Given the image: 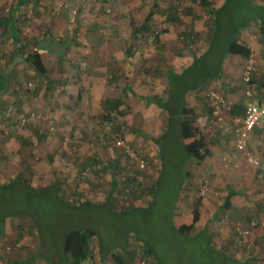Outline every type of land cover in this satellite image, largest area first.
<instances>
[{
  "label": "rangeland",
  "instance_id": "374dc122",
  "mask_svg": "<svg viewBox=\"0 0 264 264\" xmlns=\"http://www.w3.org/2000/svg\"><path fill=\"white\" fill-rule=\"evenodd\" d=\"M199 1L26 0L20 5L18 0H0V74L5 76L0 90V184L10 185L0 194V212L29 214L5 220L0 264H26L39 251V238L46 244V253L53 256L60 251L68 230L83 228L94 230L98 237L90 242L92 257L85 264H222V256L205 252L200 239L179 244L168 223L174 201L175 227L189 225L198 205L199 222L186 236L194 238L206 227L211 243L226 256L264 264V246L251 238V233L264 229L259 223L264 222V191L251 179L252 187L230 199V205L242 209L241 218H236L238 209L223 208L230 179L242 166L256 169L232 151L234 124L229 118L215 125L208 100L209 93L219 94L232 104L231 116L240 115L235 107L242 108L243 103H233L220 93L223 83H241L250 59L255 65L252 77L259 65L264 69V62L247 53V44L236 42L231 49L227 47L220 69L221 85L206 83L186 95L192 111L186 118L214 162L207 159L206 165L185 160L172 134L156 143L168 119L161 107L147 100L163 97L175 73L200 68L211 41L220 40L215 33L232 29L231 23H239L243 16L239 9L243 0H208L210 8L217 11L221 28L214 31V18ZM247 3L252 10L258 4L263 6L264 0ZM7 18L19 30L17 45L4 33ZM59 45L62 57L42 51L46 77L22 59L35 48L56 51ZM219 45L213 47L212 55L219 52ZM97 72L103 74L99 83L93 76ZM100 83L106 87L97 95ZM104 97L109 102L101 107ZM11 112L14 118L36 116L15 129L7 124L15 120L9 117ZM117 140L124 141L144 161L143 168L115 146ZM85 169L89 174L82 177ZM21 178L44 190L30 192L17 182ZM112 180L114 201L110 207L105 201ZM204 180L209 194L202 198L197 190ZM54 182L60 187L57 198L54 187L48 189ZM157 183L158 198L152 205L150 192ZM168 186L178 191L175 200ZM9 198L13 201L7 206L5 199ZM81 200L93 206L82 205ZM148 205V212L132 211ZM211 214H215L212 220ZM36 223L38 229L34 230ZM244 229H249L251 241L248 237L239 245L238 233ZM99 242L103 252L109 250L121 261L108 258L101 262ZM126 246L128 254H123ZM34 264L45 263L36 260Z\"/></svg>",
  "mask_w": 264,
  "mask_h": 264
},
{
  "label": "trees",
  "instance_id": "16d2710c",
  "mask_svg": "<svg viewBox=\"0 0 264 264\" xmlns=\"http://www.w3.org/2000/svg\"><path fill=\"white\" fill-rule=\"evenodd\" d=\"M26 0H20L19 4L22 5ZM248 1V0H247ZM246 0H243V3H240L239 9L242 11V17L239 18L240 22H233L231 23L232 29L226 28L223 32L220 31L218 34L215 33V37L217 35L220 36V40H212L211 43L208 46L207 56L204 59V64L202 62V66L200 68H197L196 71H191V67L188 68V70L183 71V73L176 74L175 77L168 81V86L165 90V94L163 97H152L147 100L148 103H151L153 105L159 106L164 110L165 114L168 118L167 128L160 135V139L156 140V143L159 144V141L161 139H164L168 134H172V137L177 138V145H178V153L182 154L183 158L186 160L191 159H197L200 160L203 158L204 154L208 152L207 149L204 148V144L202 142V139L198 138L197 130L193 127V123L187 120V116L192 114V111L187 109L186 103H185V97L188 92H195L196 90L200 89L206 78L211 80H217L220 78V69L222 66V63L224 61V57L229 52L228 46H232L235 44V38L237 34L242 31L245 28L246 22L249 20L257 19L259 22V33L261 36H264V6L257 5L253 7L252 10L249 9L250 3H247ZM200 5L202 9L207 10L214 18L215 21V28L214 31H217L218 29L221 30L220 24L218 23V20L216 18V12L212 8H210V3L208 0H200ZM251 6V5H250ZM247 9H249L247 12H245ZM150 16V15H149ZM148 16V19H149ZM239 16V15H238ZM5 26L4 28L8 32V34H13L15 32L16 42L19 41V34L16 31V26L12 20L7 18L5 20ZM2 22H0V25ZM233 25H236L235 27ZM214 37V38H215ZM219 45V52L212 55L210 52L213 51V47H216V44ZM63 45V44H62ZM61 45L56 49V51H51V53L57 54L58 56L62 57L64 55V51L61 49ZM221 49V50H220ZM22 59L24 62H26L38 75L42 77H46L48 74L47 68L45 67L42 57H41V51L38 48L33 49L28 54L22 56ZM195 65L193 62L192 67ZM204 74V75H203ZM1 79V77H0ZM176 79V82H174ZM252 83V80H251ZM5 85V79L0 80V90L3 89ZM173 89V90H172ZM116 107V105H115ZM187 140H190L189 143H186ZM202 149L204 151H202ZM100 162H96L97 165H100ZM113 162H111L112 164ZM117 163V162H116ZM109 169H112L110 166ZM180 173V172H179ZM181 174V173H180ZM19 184L24 185L25 188H27L30 192H41L44 190V188H36L30 185L25 179H18ZM207 181V180H206ZM10 185H1L0 184V194H2V189L4 187H8ZM49 186V187H48ZM48 189L54 187V194L57 198V194H59L60 187L57 185V183H52L48 185ZM158 186L159 183L156 184V186L151 189V204H155V200L158 198ZM46 187V188H47ZM115 187V181L112 180L110 195L108 196L107 200L105 201V204L107 206L110 205V207L113 204V197H112V191ZM180 190V189H179ZM172 192L173 199H176V196L178 194V191L176 188H173L171 190L168 186V193ZM234 192H230L229 197L234 196ZM171 196L169 198V205L171 204ZM23 197V196H22ZM229 197L224 201L223 208L228 209L230 207V201ZM24 198V197H23ZM173 200V201H174ZM12 198L5 199L6 205L8 206L12 202ZM82 205L86 206H93L92 202L88 200H81ZM150 204V205H151ZM174 203L171 205L170 213L169 215V226L177 235V238L179 239V244L186 243V244H193L197 240H202V247L205 252H208V254L211 253H218L222 256V264L226 261L229 264H248L247 261H241L236 258L226 256L222 250L217 249L210 241V238L208 235H206L207 228L205 227L196 237L191 238L186 236L187 233H189L194 226L199 222L200 219V211L198 210V205L193 210V218L192 222L189 225H181L178 227H175L172 221L173 217V211H174ZM168 205V206H169ZM149 205L145 208H136L134 207L132 209L133 212H137L140 210L141 213L150 211ZM120 213H124V211H120ZM29 214L26 211H20L15 213H8L0 212V238L3 236L4 233V224L5 220L9 217L13 216H25ZM35 230L38 229V224L32 226ZM97 237V234L94 230L89 228H83V229H73L68 230L64 236L62 237V247L60 248V251L55 252V254L49 255L46 253L48 250L46 248V244L39 238L40 241V249L38 252H36L33 256H31L27 261L26 264H34L36 260L43 261L45 264H85L87 263L91 255V249H90V242L91 240ZM100 243V242H99ZM237 243V241H236ZM240 245V244H239ZM127 247V246H126ZM124 247L123 249H125ZM128 247L123 251V254H128ZM152 254V253H150ZM99 258L100 261L103 262L107 260L108 258L115 259L117 261H121V257H117V255H110L109 250H104L101 246H99Z\"/></svg>",
  "mask_w": 264,
  "mask_h": 264
},
{
  "label": "crops",
  "instance_id": "0c3cea01",
  "mask_svg": "<svg viewBox=\"0 0 264 264\" xmlns=\"http://www.w3.org/2000/svg\"><path fill=\"white\" fill-rule=\"evenodd\" d=\"M19 1L20 0H18V3H19ZM258 5L262 6V4H258ZM16 29H17V27H16ZM16 31L19 34V30L17 29ZM13 34L15 35V32ZM13 34H9L11 36V41H12V43L14 45H17L19 43V41H18V43L16 42L15 37L13 36ZM19 38H20V34H19ZM235 40H236L235 43L236 42H241V43L247 44L249 46V49H247V53H250L251 55H253V57L258 62H262V61L264 62V36H261L260 33H259V22H258L257 19H253V20L251 19V20L247 21L246 25H245V28L237 34ZM43 48H38L41 51V57L44 54V52H42L43 50L51 53L50 49H48V48L47 49H45V48L43 49ZM226 56L224 57V60L226 59ZM19 57H20V55H19ZM263 70L260 69V65H259L257 73H256V75H254V77H252V83L250 84V87L252 88V93H253L254 98L255 99H259V100L264 99V71ZM99 72L93 74L94 78L98 79V83L100 82L101 76L103 75V74L100 75L101 72L100 73ZM262 73H263V75H262ZM0 77L2 78V77H5V76L0 74ZM221 79H222L221 76L217 80H211V79H207L206 78L204 84L212 83L214 85L215 82H218L221 85V83H222ZM227 84L223 83V88L222 89L220 88L221 89L220 93L225 94L226 95L225 97H227V96H228V98L230 97L233 100V103L234 102L235 103H239V104L243 103V107L242 108H240L241 106L240 107H238V106L235 107V110L236 111H240V115H242L244 107H245V104L247 102V99L244 97V87L245 86H244V84L242 82L241 83L236 82V83L230 84V85H227ZM104 87H106L104 85V83H100V87H96V94L99 95L101 91H105ZM100 89H101V91H100ZM241 89H243V90H241ZM102 93H104V92H101V94ZM188 93H190V92H188ZM96 99H98V97H96ZM102 100H103V105L101 107H104V105H106L109 102L108 101V97H104ZM185 103H186L187 109L191 110L190 107L187 104L186 97H185ZM34 107H36V106H34ZM36 109H39V108L36 107ZM167 123H168V121H167ZM7 124L8 125H14L15 123L14 122H11V123L7 122ZM47 128H48V126H47ZM47 128L44 130V132L48 131ZM222 134H223V132H222ZM225 135H226V132H225ZM207 142H209V141L207 140ZM228 143L230 144V142H228ZM209 146L210 145H208L206 147H209ZM228 147H229V145H228ZM207 150H208V148H207ZM231 150H232V148H231ZM232 151L236 155H240V158L242 159V161H244L245 164H246V161L250 162L248 157L245 154L235 151L234 148H233ZM248 153H249L250 157L253 159V162H258L259 165L257 166V165L254 164V169H256V171L248 170L247 169V165L244 166V167L242 166L241 168L243 170L241 169V171H238L237 175H235L234 179H230V183L227 185V187L225 189L226 190V195H227V197H229L230 192H234L235 195L232 196V197L230 196L229 197V201H230V199L232 200L233 198H237V197L241 196L240 191H242L243 189L248 188V186L252 187L253 180H255L254 182H255V184L257 186V189L261 190V191L262 190L264 191V178H263V176H264V168H263V166H261L262 164H264V118L253 129V131L249 135ZM209 156H210V153H206V154H204L203 158L198 160L197 162L198 163L203 162V163H205L207 165L208 164L207 159H210V158H208ZM245 159H246V161H245ZM191 160H193L192 163H194L197 159H191ZM211 162H214V159L213 160L210 159V163ZM209 166H213V165L210 164ZM256 174H258V175L256 176ZM254 175H255L256 179H255ZM251 179H253V180L251 181ZM200 185H201V183L199 184L198 189H199ZM187 187L189 188V186H187ZM187 187H185V188H187ZM230 202L233 203V201H230ZM203 204L205 205L206 203H203ZM256 206L258 207L257 210H259V208L261 207L260 204H257ZM230 208L231 209H238V208H235L233 205H230ZM238 210H239V213H237L238 215H237L236 218H241L242 217V209H238ZM214 215L215 214H211L209 216L211 218L210 220L213 219ZM260 222L263 223L262 221H259V223ZM259 223H258V226H259ZM251 225H252L251 228L253 229V226H255V224L251 223ZM262 227H264V226H262ZM227 230H226V232H230V231H227ZM248 237L246 239H248ZM251 238H253V239L256 238L258 244L260 243V244H262L264 246V229H263V232L259 231V232L251 233ZM251 238L248 241H251ZM246 239L243 242H245ZM259 256H261V255H259Z\"/></svg>",
  "mask_w": 264,
  "mask_h": 264
},
{
  "label": "built area",
  "instance_id": "2783aa9c",
  "mask_svg": "<svg viewBox=\"0 0 264 264\" xmlns=\"http://www.w3.org/2000/svg\"><path fill=\"white\" fill-rule=\"evenodd\" d=\"M255 71V65L253 60H249L243 70L242 74V83L244 84V96L247 99L242 115H233L232 113V104L221 95L211 92L208 94V100L210 101V107L212 108L213 118L215 125L218 123H224L225 120L229 119L234 124V133L232 136L231 144L235 151L245 154L249 161L255 165H259L258 162H253V159L248 153V140L249 135L253 129L261 122L264 118V99H255L250 87L252 75ZM13 112L10 113L9 117L15 119V129L23 127L28 123L29 120H33L36 115H30L28 118L24 117H13ZM231 116V117H230ZM49 124H52L49 122ZM115 146L121 150L122 153L128 155L133 160L137 161V164L140 168H143L145 163L143 160H140L133 151L130 150L129 146L122 140H117ZM261 166H264L263 164ZM89 174L88 169L82 170V177ZM198 194L200 197H208L209 187L208 182L204 180L199 189ZM264 226V222L262 223ZM250 235L249 229H244L238 234L237 244H242L243 241Z\"/></svg>",
  "mask_w": 264,
  "mask_h": 264
}]
</instances>
